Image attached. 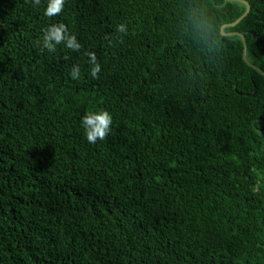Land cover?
<instances>
[{"label": "trees", "instance_id": "1", "mask_svg": "<svg viewBox=\"0 0 264 264\" xmlns=\"http://www.w3.org/2000/svg\"><path fill=\"white\" fill-rule=\"evenodd\" d=\"M245 1L223 36L244 3L0 0V264H264V0ZM55 23L80 51L34 45Z\"/></svg>", "mask_w": 264, "mask_h": 264}, {"label": "clouds", "instance_id": "2", "mask_svg": "<svg viewBox=\"0 0 264 264\" xmlns=\"http://www.w3.org/2000/svg\"><path fill=\"white\" fill-rule=\"evenodd\" d=\"M30 2L33 7L39 6L41 0H26ZM65 5V0H47V7L44 11L46 17H54L62 13ZM41 39L34 42V45L41 51H47L49 53H55L57 46L63 44L65 48L72 51H80L82 48L81 43L77 39V36L70 33L68 26L64 23H55L45 27L43 30ZM116 32L120 34H127V24L121 23L117 25ZM109 43H112V38L108 37ZM88 56V64L90 68L89 75L94 79H99V73L101 71V65L97 60L95 52H86ZM68 59L67 56L64 57ZM70 76L74 80L81 78V68L78 64L72 66ZM113 122L112 115L107 110H101L96 112H87L81 119V125L84 128V133L87 142L95 144L97 141L105 140L111 131Z\"/></svg>", "mask_w": 264, "mask_h": 264}, {"label": "water", "instance_id": "3", "mask_svg": "<svg viewBox=\"0 0 264 264\" xmlns=\"http://www.w3.org/2000/svg\"><path fill=\"white\" fill-rule=\"evenodd\" d=\"M227 1H238V2H242V3H244L245 5H246V11H245V13L237 20V21H235L234 23H231V24H226V25H224L223 27H222V29H221V33H222V35L223 36H226L227 34L224 32V29L225 28H227V27H235V26H237L248 14H249V12H250V10H251V7H250V4L247 2V1H245V0H227ZM231 35H237V36H239V37H241L242 38V40H243V43H244V52H243V58H244V61L247 63V64H249V65H251L250 64V62H249V60H248V58H247V41H246V38H245V36L243 35V34H241V33H232ZM252 66V65H251ZM253 68H256V69H258L261 73H263L264 74V71L263 70H261V69H259V68H257V67H255V66H252Z\"/></svg>", "mask_w": 264, "mask_h": 264}]
</instances>
